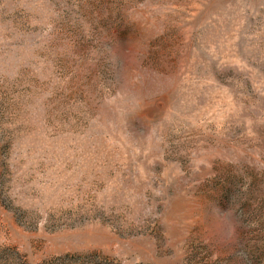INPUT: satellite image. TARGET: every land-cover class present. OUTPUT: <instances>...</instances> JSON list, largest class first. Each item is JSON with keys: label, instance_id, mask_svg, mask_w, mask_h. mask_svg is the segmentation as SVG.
<instances>
[{"label": "rangeland", "instance_id": "rangeland-1", "mask_svg": "<svg viewBox=\"0 0 264 264\" xmlns=\"http://www.w3.org/2000/svg\"><path fill=\"white\" fill-rule=\"evenodd\" d=\"M0 264H264V0H0Z\"/></svg>", "mask_w": 264, "mask_h": 264}]
</instances>
